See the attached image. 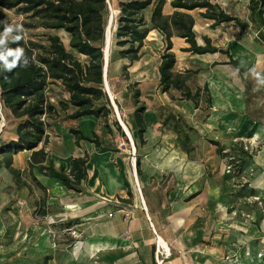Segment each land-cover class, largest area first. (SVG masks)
<instances>
[{"label":"rangeland","instance_id":"rangeland-1","mask_svg":"<svg viewBox=\"0 0 264 264\" xmlns=\"http://www.w3.org/2000/svg\"><path fill=\"white\" fill-rule=\"evenodd\" d=\"M107 1L109 12L106 27L109 29L110 24H112L110 56L116 28L117 11L112 5L113 0ZM223 7L227 10V6ZM200 11L194 9L188 12L196 20L193 29L198 41L203 43L201 36L206 30V21L199 15ZM241 11L246 18L247 11L245 9ZM5 14L8 27L21 29L24 41L32 40L46 44L47 34L57 35L64 47L77 55L69 47V37L64 30H47L41 27L27 28L24 24H34V19L14 10H7ZM148 15L149 11H146L147 18ZM212 34L217 41L223 40V38L227 39L235 54L240 52L241 46L236 41L238 34L232 24L225 25L223 29H216ZM7 35L10 36V33ZM172 40L177 42V37L173 36ZM252 47L253 49L256 48L258 55H248V58L251 57L253 61L249 66L243 67L246 68V71L241 76H238L236 70L230 65L214 66L213 64H206L205 57L194 56L191 53L186 55L177 51L179 58L177 63L175 61L174 73L186 77V85L192 92L197 88L201 89L205 83L208 87L210 104L206 100L205 91L201 90L198 107L195 108L192 103L181 101L177 92L170 93L173 95V98H171L169 93L161 91L158 80V65L163 43L161 35L152 30L143 43L141 58L132 65L117 56H113L109 63L108 57L106 72L108 89L104 86V91L107 97L108 95L111 96L118 117L128 129L130 136L124 133L125 136L122 137L115 129L112 133H108L104 127V122L110 125L113 119L117 120L114 107L111 104L112 114L107 118L97 119L98 123L94 125L97 135L104 142L113 146L117 150L116 152L124 154L131 161L137 154L144 157L145 155L164 153V150L160 146L154 145V143L145 145V143L141 144L137 141L132 116L136 106L145 107L143 119L145 126L150 128L157 121L162 124V120L169 114L184 116L188 124L185 125L184 121L182 123L191 138L192 156L205 159L210 157L206 161L207 169L216 168L219 161L223 165L218 172L211 173L209 171L212 174L209 173V178L211 185H219V191L215 187L211 194L217 197L216 200H218V194L220 199L226 200L227 215L223 222L229 228L226 227L227 231L230 228L233 229L235 226L233 219L237 216L248 219L244 212H240L246 210V200L253 201V195L249 196L250 194L247 193L249 192V177L245 174L237 176L234 167H231L228 163L229 157L217 154L215 146L209 142V140H216L221 145L229 146L231 143L240 141L234 133V116L227 114L231 120L226 127L219 126L215 122L217 115L222 114V112L213 109L224 101L222 100L223 96L215 89L224 88L230 92L232 98L240 94L245 101L246 114H249L251 118L264 122V47L258 43L252 44ZM124 66L126 67L125 71L123 70ZM135 89L140 92L136 104ZM46 96L54 106V115L48 117L50 125L45 129L47 134L45 148L62 147L64 149L65 136L62 129L59 128V123L62 124L64 116L71 113L73 108L65 104L68 95L59 83L49 84ZM92 120L94 124L96 118ZM65 123H69V121ZM16 124L17 120L10 115L9 111L0 102V141L7 142L15 138ZM162 127L164 133L174 134L167 127ZM91 128L92 126L81 130L90 133ZM251 140L254 142H252L253 145H250ZM242 142L248 148L251 147L252 152L256 150L257 144L253 138H246ZM28 159L29 152L26 151L19 152L12 157V167L18 172V178H15L6 168H0V264H42L44 256H51L52 258L47 264H135L133 258L124 259L117 251L107 255L106 246H101L100 240L102 239L96 236V231L98 233L102 232L103 225L99 224L96 227L84 224L66 227L64 224L68 221L58 219V205L49 203L48 188L40 181L43 176L35 169H29ZM65 170L68 171V167ZM170 174L171 172L163 174L161 180V183L168 187L173 186L174 183H172L173 179L169 181ZM21 182H24L26 186L20 185ZM38 183L41 184V187ZM134 192L135 196L141 200L138 185H134ZM120 202L127 209L128 205L131 204V196ZM197 220H195L197 225L194 226V232L189 235L193 238L191 244H189L190 241L186 242L184 235L173 238L174 241L171 242V246L168 245V249L159 247L158 239L155 241L156 258L160 264H175L178 260H182V264H264L263 249L253 257L246 256V253L240 255L232 243H227V236L225 242H221L223 234L228 235L229 231L225 233L218 231L216 229L219 226L216 223L217 219L214 221L216 225L214 231L210 234L205 233L206 228H203L202 222H196ZM114 245L117 249H121L117 247L118 243H114ZM186 247H193L194 254L180 258L177 252L185 250ZM136 264L144 263L136 262Z\"/></svg>","mask_w":264,"mask_h":264},{"label":"trees","instance_id":"trees-1","mask_svg":"<svg viewBox=\"0 0 264 264\" xmlns=\"http://www.w3.org/2000/svg\"><path fill=\"white\" fill-rule=\"evenodd\" d=\"M107 0H0V54L11 62L14 57L9 52L23 50V55L11 70L4 67L0 60V102L17 120L15 138L7 142L0 141V168H6L15 178L18 172L12 167V157L19 152H29L28 167L35 169L40 175L59 180L67 189L80 192L81 182L86 177L87 153L81 157H73L69 162V170L64 165L55 167L48 152L46 127L50 125L48 117L54 115V106L46 96L47 86L59 83L67 93L65 104L73 111L66 114L63 121L78 120L92 116L98 119L107 118L112 114L110 101L104 91V40L108 16ZM165 0H113L112 5L117 11L116 28L109 56H117L129 65L138 61L142 56L143 43L149 32L155 30L161 35L163 49L158 65V80L162 92H177L180 100L190 102L198 107L201 90L206 93L210 104L207 84L192 92L186 85V77L175 74V54L172 51V37L184 40L188 45L182 51L195 55L213 54L216 52L228 57L226 64L231 65L240 75L246 71L232 58L229 51L217 48L211 44L208 37L203 36V44L199 45L194 32V18L188 11L199 9V15L212 21L215 28L222 23H232L240 30L251 28L255 32V41L264 44V0H248L247 18L239 15L231 8L224 10L212 0H171V14H163ZM14 10L35 20L34 24H24L27 28L41 27L47 30H64L69 37L68 45L77 54L67 50L57 35L47 34L46 44L32 40L24 41L23 31L12 28L10 36L5 35L8 23L5 11ZM146 11H149L148 18ZM19 37V39H16ZM111 45V44H110ZM81 57V58H79ZM264 64V63H263ZM126 70V67H123ZM140 95L134 90L135 104ZM171 98H173V95ZM144 106H136L133 120L136 128V139L144 144L146 126L143 119ZM53 119V118H51ZM181 120V121H180ZM173 121L172 123H170ZM184 116L169 114L162 120V126L167 127L176 135V143L182 152L190 155L193 151L191 138L185 125ZM112 126L117 133L125 134L117 120L113 119ZM168 123H170L168 125ZM168 125V126H167ZM108 133H112L110 125L104 122ZM75 144L81 141L93 143L95 148L117 151L110 144H105L99 136L91 132L84 135L79 128H70ZM215 146L219 155L229 157V165L234 167L235 174L241 176L254 152L244 149V143L237 141L229 146L221 145L216 140H209ZM228 149L227 151H225ZM136 173L141 174L140 155L135 156ZM20 185L26 186L24 182ZM41 187V184L38 183ZM127 195L131 192L127 190ZM74 222L64 225L70 227ZM51 256H44L42 264H47ZM153 264H157L155 261Z\"/></svg>","mask_w":264,"mask_h":264},{"label":"crops","instance_id":"crops-1","mask_svg":"<svg viewBox=\"0 0 264 264\" xmlns=\"http://www.w3.org/2000/svg\"><path fill=\"white\" fill-rule=\"evenodd\" d=\"M170 1L165 0L164 15L171 14L173 10L170 7ZM212 1L224 10L223 6H227L226 11L234 8L241 17L245 18L241 10H246L248 0ZM203 20L206 21V30L202 33L201 39L206 36L213 46L227 49L242 68L252 63L253 60L251 57L248 58V55H258L256 48L252 47V44L258 42L255 41V32L251 28L240 30L232 23H222L212 28V21L204 18ZM194 21H196L195 18ZM231 24L238 34L236 41L241 46L240 52L237 54L227 39L223 38V40L217 41L212 34L216 29H223L225 25ZM196 40L199 45L203 44L198 41L197 36ZM172 43V51L177 63L179 58L177 51L187 55L189 52H184L182 49L188 45L178 37L177 42L172 40ZM258 44L264 47V44ZM194 56L205 57L206 64L228 65L226 64L228 57L219 52L194 54ZM241 75L238 74V76ZM215 90L223 96L222 100H224L222 104L213 109L222 112L216 117L217 125L226 127L227 123L230 124L231 119L227 116L230 114L235 117L234 133L236 137L240 141L253 138L257 144L251 161L242 173L249 177V192L247 193L250 194L249 196L253 195V201L246 200V210L240 212H244L248 219L237 216L233 219L235 226L233 229L230 228L229 232L227 231L228 226L223 222L227 215L226 200L220 199L219 194L217 195L218 200H216L217 197L211 194L215 187L219 191V185H211L209 178L210 172L214 173L222 169L221 161L218 162L216 168L207 169L206 161L210 157L207 159L195 158L192 154L187 155L182 152L177 146L176 135L164 133V128L157 121L151 128L146 126L144 141L145 145L154 143V145L160 146L164 153L140 156L141 174L138 176L135 158L129 161V158L124 154L97 149L93 143L88 141H81L79 146L75 144L74 137L69 131L70 128L81 130L92 126L91 132L97 134L94 125L98 123L99 119L96 118V122L93 124L92 119L95 117L92 116L83 117L84 120L80 118L69 121V123H65L66 121H63L62 124L59 123V128L62 129L65 136L64 149L62 147L45 148L55 167L64 165L69 169L71 158L81 157L84 153L88 155L86 177L81 182L80 192L67 189L59 180L42 175L43 179L40 181L48 188L49 203L58 205V219L72 221L73 225L87 224L96 227L99 224L103 225L102 232L96 231V236L102 239L100 240L101 246H106L107 255L117 251L124 259L133 258L135 264L136 262L153 264L157 256L155 252L157 239L158 245L159 239L163 240L165 249H168V245L171 246L173 238L183 235L186 242L190 241L189 244H191L193 238L189 235L194 232L197 219L199 220L196 222H202L203 228H206L205 233L208 234L214 231L216 226L214 221L217 219L216 223L219 226L216 229L223 233L228 232V235L223 234L221 242L224 243L227 236V243H232L240 255L246 253V256L253 257L262 249L264 252V122L246 114L245 101L240 94L232 98L230 92L224 88ZM110 128L113 132L112 124H110ZM82 132L84 135H91V132ZM168 172H171L169 181L173 179L172 183L174 182L173 186L169 187L161 183L162 175ZM211 173L210 175H212ZM134 185L140 187L141 200L135 196ZM127 190L131 192V204L126 209L120 201L128 198ZM215 217L216 219H214ZM114 243H118L117 247L121 249H117ZM177 254L180 258L188 257L194 254V248L186 247L185 250H180ZM175 264H182V260H178Z\"/></svg>","mask_w":264,"mask_h":264},{"label":"clouds","instance_id":"clouds-1","mask_svg":"<svg viewBox=\"0 0 264 264\" xmlns=\"http://www.w3.org/2000/svg\"><path fill=\"white\" fill-rule=\"evenodd\" d=\"M13 31V29L11 27H7L5 30V35H7L8 33H11ZM16 39H19V37H16ZM0 43H3L2 40H0ZM8 55H11L14 57V59L9 62L7 57L0 54V60L4 61V67L8 70H11L12 68H14L17 64V61L20 60L21 56L23 55V50L22 49H17L16 52H9Z\"/></svg>","mask_w":264,"mask_h":264},{"label":"water","instance_id":"water-1","mask_svg":"<svg viewBox=\"0 0 264 264\" xmlns=\"http://www.w3.org/2000/svg\"><path fill=\"white\" fill-rule=\"evenodd\" d=\"M109 6V4H108ZM108 39L107 38V27L105 29V40H104V48L107 46L108 44ZM103 54H104V66H103V84L104 86H106V72H107V66H108V57L105 55V51L103 49ZM108 99L110 101V104L114 107V103H113V100L111 98V96L108 95ZM114 111H115V114H116V117H117V121L121 127V129L123 130V132L126 134V131H125V128H124V125L122 124V122L120 121L119 117H118V113H117V110L116 108L114 107ZM127 135V134H126Z\"/></svg>","mask_w":264,"mask_h":264},{"label":"bare ground","instance_id":"bare-ground-1","mask_svg":"<svg viewBox=\"0 0 264 264\" xmlns=\"http://www.w3.org/2000/svg\"><path fill=\"white\" fill-rule=\"evenodd\" d=\"M111 25H112V24H110L109 29L107 28V38H109V39H108V44H107V46H106L105 48H103L104 51H105V55H106L107 57H109V52H110V44H111V39H110V36H111V35H110V34H111ZM106 87H107V89H108L107 84H106ZM123 125H124V124H123ZM124 128H125V131H126L127 135L130 136V133H129L128 129H127L125 126H124ZM159 246H160V247L165 246V243H164L163 240H161V239H159Z\"/></svg>","mask_w":264,"mask_h":264},{"label":"built area","instance_id":"built-area-1","mask_svg":"<svg viewBox=\"0 0 264 264\" xmlns=\"http://www.w3.org/2000/svg\"><path fill=\"white\" fill-rule=\"evenodd\" d=\"M252 142H253V140H251V142H250L251 144H250V145H253ZM253 143H254V142H253ZM250 145H249V146H250ZM244 149H245V150H248L250 153L252 152V148H251V147L248 148L247 146L244 145ZM133 154H134V151H133ZM228 167H229V166H228ZM138 189H139V191H140V187H139V186H138ZM20 203H21V202H20ZM156 261H157L158 264H160V262L158 261L157 258H156ZM161 262H162V261H161Z\"/></svg>","mask_w":264,"mask_h":264}]
</instances>
